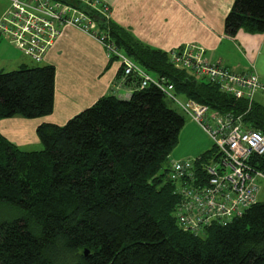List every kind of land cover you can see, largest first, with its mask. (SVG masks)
<instances>
[{"label":"trees","instance_id":"16d2710c","mask_svg":"<svg viewBox=\"0 0 264 264\" xmlns=\"http://www.w3.org/2000/svg\"><path fill=\"white\" fill-rule=\"evenodd\" d=\"M60 1L101 17L99 30L146 73L164 77L178 97L241 116L264 135V106L174 66L166 52L79 0ZM223 25L230 37L264 33V0H233ZM118 75L134 82L131 97L104 96L64 125L40 124V151H23L0 135V206L18 213L0 221V264H55L65 255L75 264H264V200L202 235L177 226L179 196L168 169L185 117L154 85L140 90L139 79H122L121 67ZM55 78L48 64L0 73V120L49 115ZM211 152L199 157L206 162ZM257 163L264 168V156Z\"/></svg>","mask_w":264,"mask_h":264},{"label":"built area","instance_id":"2783aa9c","mask_svg":"<svg viewBox=\"0 0 264 264\" xmlns=\"http://www.w3.org/2000/svg\"><path fill=\"white\" fill-rule=\"evenodd\" d=\"M107 17V6L100 0H79ZM8 9L0 19V39L29 57L42 62L47 51L71 27L83 32L103 47L108 60L120 62L123 77L139 79L138 89L154 85L163 95L178 105L184 116L200 127L212 144L206 162L195 159L170 160L168 180L179 196L176 204V224L184 232L202 235L212 226L224 227L242 217L259 203V181L264 180V168L258 159L264 156V135L248 129L241 116L220 114L194 100L179 99L173 85L164 77L154 78L123 54L108 35L99 30L98 22L83 10L60 0H7ZM202 49L186 46L169 51V61L197 78L215 83L220 91L251 106L254 95L264 92V82L255 73L231 72L215 63L201 59ZM198 162H200L198 164Z\"/></svg>","mask_w":264,"mask_h":264},{"label":"crops","instance_id":"0c3cea01","mask_svg":"<svg viewBox=\"0 0 264 264\" xmlns=\"http://www.w3.org/2000/svg\"><path fill=\"white\" fill-rule=\"evenodd\" d=\"M100 2L109 9L106 14L108 19L128 30L133 38L144 45L167 54L172 50L179 52L186 46H194V49L203 50L201 59L234 73H255L264 82V33L250 34L239 30L234 37H230L224 32L223 22L233 6V0ZM8 6L7 0H0V19ZM108 61L98 42L79 30L65 28L42 61L44 65L55 68L52 112L28 120L19 116L0 120V135L15 146L30 144L28 135L16 130L24 128L34 139L35 129L40 124L64 125L101 97H131L136 90L134 82L119 79V64L115 60ZM30 62L33 61L1 37L0 73L30 66ZM253 102L264 106V92L259 90ZM194 126L189 127L193 129ZM258 185V202H261L264 200V180L259 181Z\"/></svg>","mask_w":264,"mask_h":264},{"label":"rangeland","instance_id":"374dc122","mask_svg":"<svg viewBox=\"0 0 264 264\" xmlns=\"http://www.w3.org/2000/svg\"><path fill=\"white\" fill-rule=\"evenodd\" d=\"M116 61V60H115ZM117 64L120 66V62L116 61ZM29 67H36V66H43V62H30ZM181 100L182 97H179ZM164 103L166 106L169 108H173L176 112L181 114V116H184L181 110L179 109L178 105L174 104L171 100L169 101L167 98H164ZM185 117V125L183 126V130L179 134V140L178 144L172 149L173 152L170 155L171 160H184V159H195V157L199 154L206 153V151L212 149V144L209 140V138L202 132V130L196 126L194 123L190 122L189 118ZM10 119V118H7ZM24 119V118H23ZM27 118L26 120H28ZM194 126L195 128H191L189 126ZM37 129V128H36ZM36 129H35V137L31 136L29 132H27L26 129H20L16 130L17 132H22L24 134H27L29 138V143H21L18 145V147L23 150V151H40L43 149V146L41 145L40 141H38V137L36 134ZM24 131V132H23ZM36 144H39L37 146ZM165 163L162 164V167L160 168L159 172L162 173V171L165 168ZM18 213L14 212L10 207L7 206H0V221L1 220H9V218H13L17 216ZM66 258V259H65ZM62 257L57 258L55 264H75V258L74 256H67L65 255Z\"/></svg>","mask_w":264,"mask_h":264},{"label":"water","instance_id":"95a60500","mask_svg":"<svg viewBox=\"0 0 264 264\" xmlns=\"http://www.w3.org/2000/svg\"><path fill=\"white\" fill-rule=\"evenodd\" d=\"M92 18L98 23H100V21H103L101 17L96 16V15H93ZM84 253H85V256L88 255L87 251H84Z\"/></svg>","mask_w":264,"mask_h":264},{"label":"bare ground","instance_id":"6f19581e","mask_svg":"<svg viewBox=\"0 0 264 264\" xmlns=\"http://www.w3.org/2000/svg\"><path fill=\"white\" fill-rule=\"evenodd\" d=\"M116 60V59H115ZM117 61V60H116Z\"/></svg>","mask_w":264,"mask_h":264}]
</instances>
